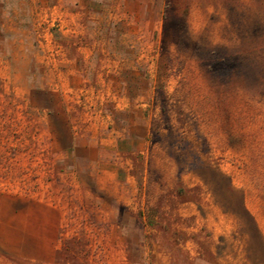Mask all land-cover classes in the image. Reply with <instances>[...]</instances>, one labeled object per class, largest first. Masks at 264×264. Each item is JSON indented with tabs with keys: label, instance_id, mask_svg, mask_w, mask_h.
Here are the masks:
<instances>
[{
	"label": "rangeland",
	"instance_id": "rangeland-1",
	"mask_svg": "<svg viewBox=\"0 0 264 264\" xmlns=\"http://www.w3.org/2000/svg\"><path fill=\"white\" fill-rule=\"evenodd\" d=\"M11 214L0 264H255L264 0H0ZM30 229L50 262L25 258Z\"/></svg>",
	"mask_w": 264,
	"mask_h": 264
},
{
	"label": "crops",
	"instance_id": "crops-1",
	"mask_svg": "<svg viewBox=\"0 0 264 264\" xmlns=\"http://www.w3.org/2000/svg\"><path fill=\"white\" fill-rule=\"evenodd\" d=\"M246 224L248 227V234L251 242L253 243V252L251 253V258L247 255V260L251 259V261L255 264H264V231L260 227V223L256 217H248L246 216ZM14 215L11 214L4 223L2 218L0 217V225L1 228L5 229L6 232L11 236V248L7 251L9 254H19L18 246L21 241L19 240V234L17 225L13 224ZM56 230L52 229L54 233ZM25 243L28 247V253L25 258L39 261V262H50L53 258L54 251L56 249V242L54 239H44L37 238L34 234L33 229L28 230L27 235L25 236Z\"/></svg>",
	"mask_w": 264,
	"mask_h": 264
},
{
	"label": "trees",
	"instance_id": "trees-1",
	"mask_svg": "<svg viewBox=\"0 0 264 264\" xmlns=\"http://www.w3.org/2000/svg\"><path fill=\"white\" fill-rule=\"evenodd\" d=\"M248 217L252 218V216H250V214L248 215Z\"/></svg>",
	"mask_w": 264,
	"mask_h": 264
}]
</instances>
